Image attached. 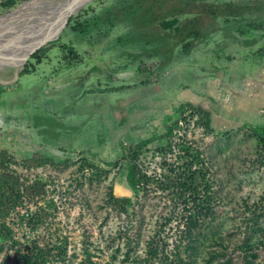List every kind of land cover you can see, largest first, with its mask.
<instances>
[{
	"label": "rangeland",
	"instance_id": "374dc122",
	"mask_svg": "<svg viewBox=\"0 0 264 264\" xmlns=\"http://www.w3.org/2000/svg\"><path fill=\"white\" fill-rule=\"evenodd\" d=\"M4 1L0 21L33 0ZM132 1L79 0L0 65V151L28 186L0 220V264L37 245L43 264H264V0H163L203 31L166 62L116 43L122 16L94 26ZM34 152L55 164L24 162Z\"/></svg>",
	"mask_w": 264,
	"mask_h": 264
},
{
	"label": "trees",
	"instance_id": "16d2710c",
	"mask_svg": "<svg viewBox=\"0 0 264 264\" xmlns=\"http://www.w3.org/2000/svg\"><path fill=\"white\" fill-rule=\"evenodd\" d=\"M163 0H133L131 3L123 5L118 12L111 11L105 13L103 16H98L94 20V26H97L99 22H106L107 20L117 19L118 15L128 22L130 26L127 34L124 37H118L116 43L134 42L140 46V52H146L149 56H158L162 62H166L170 59L176 47L181 46L184 53L190 52L194 46V42L200 39L203 35L201 27V17L199 15H192L190 17H184L182 19H175L177 14H183L188 12L186 5H171L161 11V4ZM14 0H5L4 6H12ZM216 5H204L201 7L202 12L209 14L213 17L218 16L221 13H227L231 10V4ZM173 16L174 20L168 19ZM90 21L84 23L77 21L73 25V29L81 34H86L87 27ZM69 51L77 54L72 48ZM6 151H0V220L9 211V209L18 201L27 198L28 186L21 180V176L10 171L5 161ZM26 163L30 165H42L45 163L55 164V161L38 152H34L29 158H26ZM190 179L192 177H189ZM191 183V182H190ZM189 180L181 183L182 191H186L187 188H191ZM109 197L113 201H121L128 203L129 198H121L114 195L113 190L110 189ZM201 197L195 195L191 200H185V204L182 208L183 214L188 212L189 205L194 208L199 205H194L200 202ZM191 218V217H189ZM187 218V220L189 219ZM188 221H186L187 223ZM185 223V224H186ZM184 224V226H185ZM187 227V225H186ZM189 228V226H188ZM19 256L21 257L20 264H43L49 260V256L45 251L38 247L29 248L24 251L22 248L18 249Z\"/></svg>",
	"mask_w": 264,
	"mask_h": 264
},
{
	"label": "bare ground",
	"instance_id": "6f19581e",
	"mask_svg": "<svg viewBox=\"0 0 264 264\" xmlns=\"http://www.w3.org/2000/svg\"><path fill=\"white\" fill-rule=\"evenodd\" d=\"M77 1L79 0L62 5L63 2L59 0H33L16 13L11 14L10 19L0 21V30L8 27L15 30L13 35L7 37L8 44L0 49V65L21 60L23 55L44 38L47 34L46 30L58 17L66 13L68 8ZM33 14H35L34 17L31 16ZM38 16L45 17L40 18L37 22L26 20V18L32 17L34 19Z\"/></svg>",
	"mask_w": 264,
	"mask_h": 264
}]
</instances>
